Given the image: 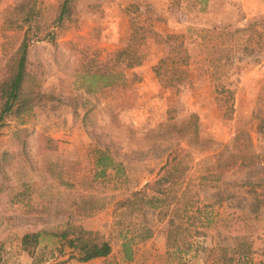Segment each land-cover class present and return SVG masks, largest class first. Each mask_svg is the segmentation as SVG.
<instances>
[{
    "label": "rangeland",
    "instance_id": "rangeland-1",
    "mask_svg": "<svg viewBox=\"0 0 264 264\" xmlns=\"http://www.w3.org/2000/svg\"><path fill=\"white\" fill-rule=\"evenodd\" d=\"M19 1L0 0V63L2 47L9 53L20 41L21 32L2 25L4 9ZM60 1L36 0L41 10L37 25L48 27L50 8ZM262 16L264 0H75L68 28L56 32L54 41L32 40L27 59L37 94L28 111L5 117L0 126V264H32L19 248L26 231L42 232L36 254L42 252L46 260L40 264L163 262L167 224L152 209L145 214L151 236L132 245L130 260L120 257L119 239L111 229L113 203L155 178L169 153L174 157L186 151L191 165L187 175L195 178L222 145L232 146L237 132L250 137V150L258 157L247 167L221 171L225 198L216 204L205 198L208 224L197 227L201 235L192 241L207 247L230 245L233 236L244 235L251 243V262H264V189L250 192L249 185H242L264 180V130H254L256 96L264 85V47L238 55L233 111L223 118L210 79L211 50L199 37L203 29L243 27ZM131 21L150 23L158 34L142 40L139 65L124 70L117 83L93 88L82 72L127 42ZM172 32L184 34L190 51L189 79L178 89L160 86L152 72L164 51L163 36ZM211 38L208 43L220 40ZM189 114L197 117L193 142L177 137L174 128ZM96 150L121 165L115 178L109 169L94 177ZM225 157L223 152L220 159ZM83 196L91 208L77 213ZM255 203L260 204L256 210ZM68 223L98 232L110 243V253L84 263L66 260V249L57 253L51 232ZM190 261L199 264L200 258Z\"/></svg>",
    "mask_w": 264,
    "mask_h": 264
},
{
    "label": "trees",
    "instance_id": "trees-1",
    "mask_svg": "<svg viewBox=\"0 0 264 264\" xmlns=\"http://www.w3.org/2000/svg\"><path fill=\"white\" fill-rule=\"evenodd\" d=\"M74 1L61 0L52 5V17L48 27L37 25L41 10L36 6V0H21L4 9L3 29L19 31L21 35L18 45L9 53L2 47L1 55L4 58L0 63V126L5 117H16L30 109L37 94L38 82L27 59V48L32 40L54 41L56 32L68 28ZM130 25L129 37L123 46L108 52L102 60L94 62L92 67L82 72V75L90 76L89 85L93 88L113 85L122 78L124 70L139 65L142 61V40L158 34L150 23L137 25L131 21ZM201 31L199 37L203 47L207 51L211 50L207 56L210 79L223 110L222 117L230 118L237 80L233 75H237L239 71L238 55H249L264 47V16L243 27H221L218 31L215 28ZM212 36L220 39L218 43H208ZM163 46L164 51L152 66V72L160 86L178 89L189 79L190 51L184 34H165ZM255 120V132L262 133L264 85L257 92ZM174 128L177 137L197 141V117L194 114H189L184 122ZM232 142L229 148L222 145L214 154L212 164L203 166V172L195 178H189L187 175L191 165L188 163L189 155L186 151L174 157L169 153L155 178L113 203L111 229L119 239V252L123 260L131 259L134 243L151 236V225L145 214L148 209H152L157 220H165L167 224L164 260L155 264H192L190 260L193 257L200 258L199 264H264L262 260L251 262V243L244 235L233 236L230 245L207 247L192 241V237L201 235L197 227L208 224L205 198H212V204L220 203V200L225 198L220 192L221 171L227 167H247L258 157L257 153L250 150L251 140L246 133L237 132ZM238 142L243 143L245 150L242 147L240 150L233 149V145ZM223 152L226 157L220 159ZM94 165V177L104 176L109 169L113 171L115 178L121 170V165L113 163L104 150L95 151ZM242 185H249V191L255 192L257 188L264 189V180L247 181ZM211 188L214 190L208 194L207 191ZM263 193L261 192L262 197ZM84 199V196L80 198L81 204L76 206L77 213L91 208ZM259 205L255 203L252 208L256 210ZM41 233L26 231L19 238V248L32 258V264H40L46 260L42 252L36 254ZM51 235L57 239V253L62 255L66 249V260L72 259L76 263L104 258L111 251L108 240L98 232L74 224L68 223L62 230L51 232ZM52 255L53 251H50V257ZM44 264H48V261Z\"/></svg>",
    "mask_w": 264,
    "mask_h": 264
}]
</instances>
